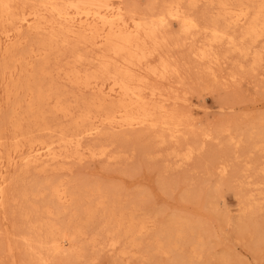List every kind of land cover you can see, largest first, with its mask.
<instances>
[{"label": "rangeland", "instance_id": "obj_1", "mask_svg": "<svg viewBox=\"0 0 264 264\" xmlns=\"http://www.w3.org/2000/svg\"><path fill=\"white\" fill-rule=\"evenodd\" d=\"M127 1L137 13L147 12L148 0ZM212 12L204 1L193 9L201 17V25ZM163 34L170 38V45L160 55L171 64L173 61L179 71L151 85L168 93L165 105L181 116L183 125L179 131L170 138L169 133L148 126H107L95 137H85L82 145L105 149L111 158H72L45 170L11 168L9 200L0 212V264H36L25 239L32 235V225L57 222L56 215L51 214L53 208L48 217L42 213L45 207L52 206L43 186L56 183L76 191L81 218L85 207L95 206L98 200L97 196L88 198L91 192L98 190L103 204L83 229L85 235L78 241L82 250L79 260L70 261L66 253H61L51 255L48 264H186L188 260L190 264H264V140L258 137V131L264 130V53L261 62L254 65L252 56L242 59L229 52L227 46H218L215 52L221 62L211 65L214 76L207 71L208 64L198 63L191 55L194 41H203L202 34H195L184 46L175 45L180 27L174 20ZM42 36L23 29L20 43L0 51V68L11 66L12 56H25L24 63H30L27 69L18 65L12 79L8 73L4 80L0 76V89L8 83L18 88L22 83L9 99L2 93L0 96V161L4 165L17 143L26 150L36 139L34 145L56 140L55 128L70 132L74 127L72 119L83 110L89 111L92 92L78 90L57 72V67L66 62L72 44L59 45L53 52L60 54V62H54V55L49 56L46 83L39 84L42 91L61 92V101L65 99L61 104L70 108L66 107L68 116L53 109V96L43 105L34 100V110L29 111L30 98L25 92L28 86L23 83L41 79L39 65L43 59L28 50L34 49ZM261 45L262 42L255 49ZM89 109L92 115L95 109ZM90 124L85 121L82 128ZM44 125L48 131L42 130ZM187 151L192 154L184 160ZM221 166H225V172H221ZM26 213L28 218L24 217ZM111 214L131 215L135 221L144 219L146 229L134 244L122 237L119 246L110 248L112 235L106 232L112 226L106 222ZM175 222L191 227L182 241L175 242L172 235V229L178 227ZM190 231L195 232L194 238ZM195 238L202 245L190 247L189 241ZM174 243L177 247L170 249ZM158 244L165 247V252L157 250ZM181 256L186 259L181 260Z\"/></svg>", "mask_w": 264, "mask_h": 264}, {"label": "bare ground", "instance_id": "obj_2", "mask_svg": "<svg viewBox=\"0 0 264 264\" xmlns=\"http://www.w3.org/2000/svg\"><path fill=\"white\" fill-rule=\"evenodd\" d=\"M200 1L210 5L211 12H215H212L202 25L199 21L201 17L193 13ZM18 2L19 0H0V25L3 26L0 51H8L19 40L23 29L43 34L35 48L28 50L34 57L40 56L43 59L39 65L41 79L36 81L30 78L32 80L27 81V77V82L23 83V86H28L25 92L30 98L29 111L34 110V100L43 105L53 96V109L64 117L68 116L69 107H63L61 104L65 100L61 101V92L49 93L39 89V86L46 83L49 56L54 55L53 52L59 45L72 44L66 62L57 67V72L62 73L64 79L78 90L92 92L88 110L91 112L89 107H93L95 112L91 115L89 111H81L78 117L72 119L74 127L70 132L55 128L56 140L54 137V140L40 141L34 145L36 139L26 150L15 143L14 154H8L7 164L4 165V162L0 161V212L5 210L9 200L11 168L40 167L45 170L52 164L72 158H111L105 149L97 150L82 145L85 137H95L104 127L122 129L148 126L162 133H169L170 138L176 135L183 125L181 116L166 108L165 103L169 102L168 93L151 85L153 81L161 82L179 71L172 60L171 64L160 55V52L170 45V38L163 37V30L173 20L180 27V35L175 45H183L189 39L193 40L197 33L204 36L199 44L194 41L196 45L192 44L191 55L198 63L208 64L206 69L210 75H214L211 65L221 62V57L215 52L218 46H227L229 52L238 54L242 59L252 56L254 65L261 62L264 53V0H148L147 12L143 14L137 13L127 0ZM261 42V47L255 49ZM26 58L20 55L12 56V65H3L0 68L1 79L4 80L6 73L9 74V79H12L17 73L15 68L18 65H25L23 69H27L30 63H24ZM53 60L60 62V54L54 55ZM12 84L3 86L0 96L2 93L9 99L12 94H17L22 83L18 88ZM31 84L37 87L33 89ZM2 85L0 80V88ZM49 91L52 92L51 89ZM85 121H91V124L82 128ZM42 130L48 131L49 127L44 125ZM258 132L261 134L258 137L264 140V130ZM191 154V151H187L183 159H189ZM220 170L225 172V166H221ZM75 192L71 186L61 183L43 186V193L48 194V202L52 206L45 207L42 213L47 217L55 214L57 222H43L30 228L32 235L25 240L36 264H48L51 255L61 253H66L70 261H77L81 257L82 250L78 241L85 235L83 229L86 223L92 221L95 209L100 207L103 201L98 190L96 193L91 192L88 198L97 196L98 200L96 199L95 206L89 204L85 207L84 217L81 218L78 212V195ZM50 207L53 208L52 213ZM28 216L27 213L24 215L25 218ZM135 219L131 215L126 217L123 214H111L108 217L106 225L112 226V229L106 232L107 235H112L108 244L110 248L119 246L122 237L128 239L129 244H134L135 238L146 229L144 219ZM174 225L178 226L172 229L175 242L183 240L186 232L191 230L190 226L181 222H175ZM192 237L194 238V235ZM200 244L198 238L189 241L190 247ZM175 247V243L171 244L170 249ZM157 250L165 252V247L158 244ZM183 259L186 258L181 256V260ZM188 261L186 264H190Z\"/></svg>", "mask_w": 264, "mask_h": 264}]
</instances>
